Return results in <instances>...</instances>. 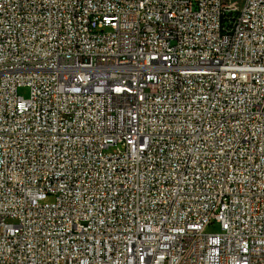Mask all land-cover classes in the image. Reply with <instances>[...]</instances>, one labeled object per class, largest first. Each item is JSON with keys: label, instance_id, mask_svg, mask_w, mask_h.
<instances>
[{"label": "built area", "instance_id": "obj_1", "mask_svg": "<svg viewBox=\"0 0 264 264\" xmlns=\"http://www.w3.org/2000/svg\"><path fill=\"white\" fill-rule=\"evenodd\" d=\"M0 264H264V0H0Z\"/></svg>", "mask_w": 264, "mask_h": 264}, {"label": "rangeland", "instance_id": "obj_2", "mask_svg": "<svg viewBox=\"0 0 264 264\" xmlns=\"http://www.w3.org/2000/svg\"><path fill=\"white\" fill-rule=\"evenodd\" d=\"M29 93H30V90L28 87L26 86H21L18 88V94L24 98H28L29 97ZM52 198H48L47 201H51ZM220 227L217 225H209L207 228H206V232H209V233H218L220 232Z\"/></svg>", "mask_w": 264, "mask_h": 264}]
</instances>
